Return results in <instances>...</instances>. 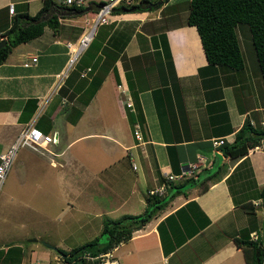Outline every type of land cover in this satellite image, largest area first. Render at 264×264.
I'll return each instance as SVG.
<instances>
[{"label": "crops", "instance_id": "1", "mask_svg": "<svg viewBox=\"0 0 264 264\" xmlns=\"http://www.w3.org/2000/svg\"><path fill=\"white\" fill-rule=\"evenodd\" d=\"M42 2L0 0V38H6L1 30L9 27L15 13L31 15ZM51 2L54 5L43 18L55 12L56 29L44 25L40 34L13 46L0 63V151L29 123L55 141L40 152L28 147L18 152V148L0 190L7 198L18 192L25 203L29 195L30 200H37L34 207L43 215L51 205H64L53 196L45 200L48 193L61 192L64 197L66 186H73L75 196L80 192L67 180L66 167L73 166V177L85 171L97 177L105 166L126 156L131 169L138 170L137 176L125 196L118 197L117 183L109 188L124 201L134 196L135 209H123L119 215L136 214L145 207L148 189L170 181L166 174L178 175L187 163L197 162L195 170L184 177L204 169H215V173L173 195L128 239L118 241L114 253L124 264H245L244 251L250 248L236 245L234 237L263 238L264 204L258 192L264 183V137L236 157L224 154L222 143L213 140L232 142L245 120L253 127L264 126V85L252 62L248 66L243 59L238 69L206 67L195 26L185 23V15L179 17L181 8L186 11L185 3L144 2L135 9L115 12L114 20L100 24L96 53L106 52L103 63L109 68L83 104L95 69L89 74L90 61L81 63L85 49L68 66L66 44L77 42L99 0H83L79 9L63 0ZM9 3L12 12L7 10ZM240 33L247 34L242 27ZM116 52L119 55L112 59ZM65 68L66 75L59 76ZM131 87L141 107L143 142L132 133L134 122H129L127 112L133 107L118 98L119 90H125L131 101ZM128 132L132 137H127ZM112 169L116 174V165ZM27 179L31 185H23ZM63 201L68 200L64 197ZM159 231L167 241L179 240L167 253ZM3 242L0 264H67L57 249L74 247L55 244L54 249L37 234L14 235Z\"/></svg>", "mask_w": 264, "mask_h": 264}, {"label": "trees", "instance_id": "2", "mask_svg": "<svg viewBox=\"0 0 264 264\" xmlns=\"http://www.w3.org/2000/svg\"><path fill=\"white\" fill-rule=\"evenodd\" d=\"M102 1L99 0L98 3ZM144 2L148 3L149 1L140 0L137 4L116 6L114 12L125 11L131 7L135 9ZM51 3V0H43L41 6L31 15L26 12H17L13 15L9 27H4L1 30V35L6 36V43L0 46V63L5 60L13 46L40 34L44 25L56 29L58 18L55 12L43 18ZM94 3L97 4V2ZM52 4L54 5V3ZM67 4L72 6V9H79L80 7V5L73 2ZM184 9L186 10L185 23L194 25L199 35L207 61L206 67L213 69H215V65L226 66L231 69H238L243 66V57L239 48L235 26L245 24L249 31L255 60L264 85V0H187ZM93 11H95V8ZM92 41L93 37L84 48L85 51ZM97 45L99 46V42ZM118 55V52H116L112 59ZM96 58L88 64L90 67L89 74L93 69H95V72H92L86 86L85 96L82 99L83 104L87 103L93 95L109 68V66L104 65V61L99 63ZM168 64L172 70L170 59H168ZM131 89V107L133 108L127 112L128 119L130 123L136 121L140 123L142 122L140 103L136 91L132 87ZM261 137H264V126L253 127L245 120L235 132L233 141L230 143L223 141L220 147L224 154L236 157L244 154L248 147L258 143ZM207 170L204 169L194 176L189 175L178 181H165L168 182L165 194L157 195L147 192L145 194L146 205L143 211L139 213H123L115 218L104 217L99 231L102 239L95 236L69 250H57L64 255L63 259L67 264H84V258L81 257L83 253L87 252L93 255L109 249L118 241L128 239L133 230L141 227L155 216L173 195L184 192V188L198 185L206 178L211 177L216 171L215 169L212 171ZM160 180L163 181V178H160ZM258 196L264 204V183L259 189ZM159 238L164 253H167L179 243V240L167 241L160 231ZM234 241L238 246L245 245L250 248V251L247 249L244 251L245 264H264V233L262 240L234 237ZM89 264H92V262L90 261Z\"/></svg>", "mask_w": 264, "mask_h": 264}, {"label": "rangeland", "instance_id": "3", "mask_svg": "<svg viewBox=\"0 0 264 264\" xmlns=\"http://www.w3.org/2000/svg\"><path fill=\"white\" fill-rule=\"evenodd\" d=\"M148 1L152 2L154 0ZM186 1L187 0H172V2H178L179 4L186 3ZM185 14L186 11L183 12L181 8L179 17L182 18ZM90 23L91 20L87 24L88 27L90 26ZM97 27L92 36L93 41L86 49L83 58L81 59V63H84V61H91V58L94 60L96 56H98L96 59L99 63L102 61L105 62L106 52L103 51L100 54L96 53V47L99 40L98 36L102 31V27L100 25ZM103 27L107 28L106 26ZM241 27L247 34L240 33ZM235 31L240 43L244 61L246 63L249 62L248 66H250V63L252 62V68L259 72L247 26L245 24H241L239 26L236 25ZM94 53L95 55H93ZM119 93L120 95L118 98L124 103V99L127 98L126 91L119 90ZM127 137H132L131 132L127 133ZM25 148L26 147H19L18 152L22 150H25L26 152ZM69 151H73V146L69 147ZM27 153L32 155V152L29 150H27ZM123 159L120 158L119 162L115 161L114 164L105 166V168L98 173L97 177H90V175H86V171H83L84 174H82V176L73 177V174L71 173L74 170L73 166L71 165L69 170L66 167L65 171L67 174L68 172L70 174L66 175L67 180L70 181L71 184L77 185L76 188L80 189V192L75 196L72 190L73 186H71V189L66 186L64 197L65 200H68L71 204L68 201L67 203H64V197L61 192L56 194L52 192L48 193L45 200H48L53 196L55 197L54 200L59 198L58 202L64 205L54 208H52L51 205L43 215H40L38 207H34L37 200H30L29 195L27 196L28 202L25 203L24 198L22 199L18 192H16L15 197L7 198L3 191L0 190V243H4L3 240L6 241L14 235H17V237L18 235L29 237L37 234L42 243H47L53 247H56L55 244H58L62 247L65 245L77 246L95 236L100 237L99 231L104 217H117L123 209H135L133 195L129 196L127 201L118 198L120 194L123 196L126 195L127 190L130 189L132 178L135 177V175L137 176L138 171L131 169L129 166V160L126 156ZM115 165L119 171L117 170L116 174H112V167L115 168ZM120 165H123V168L120 167ZM121 174H123V176ZM116 183L117 187H115V190L118 191V197L116 196L117 193H112L109 188L110 185ZM24 184L31 185L32 181L27 179V182L24 181L23 185ZM143 189L144 188L138 187L139 191H142ZM32 198H34L33 195ZM142 205H144V203ZM95 206L97 208H95ZM138 209L136 210L141 211ZM100 239L102 238L100 237ZM22 241L23 240H20V242ZM90 261L91 260L84 258V264H88Z\"/></svg>", "mask_w": 264, "mask_h": 264}, {"label": "built area", "instance_id": "4", "mask_svg": "<svg viewBox=\"0 0 264 264\" xmlns=\"http://www.w3.org/2000/svg\"><path fill=\"white\" fill-rule=\"evenodd\" d=\"M65 3L73 2L76 5H80L83 0H63ZM140 0H103L96 8L94 13V17L91 20L90 26L86 28L83 34L79 37L76 43L68 42L66 45L68 49H70L68 66L72 64V62L77 58V56L81 53V51L87 46L88 42L92 38L95 29L98 25L111 22L114 17V8L116 6L121 5H130L137 4ZM7 10L9 12L13 11V4L9 3L7 5ZM26 64V63H24ZM67 69L59 76H65ZM125 105L131 106V101L129 96L124 99ZM132 133L134 138L137 141L143 142V137L141 133V124L139 122L133 123ZM55 141L54 137L48 133L43 132L39 128L35 127L31 123L24 125L20 128L14 140L2 151H0V188L3 184L5 176L14 160L16 155V151L19 147H28L34 151H42L47 150L48 143H52ZM223 139L218 138L217 140H213L214 144L222 143ZM134 163H132V167H134ZM197 167V162H189L187 163V169L181 170L178 175L166 174L165 179L171 180L178 177H184L185 174H191L195 168ZM165 181L156 187L148 189L149 194H162L164 192ZM255 235H253L254 237ZM116 243L112 245L109 249L105 251L98 252L96 254H89L87 252L83 253L81 257L87 258L91 260L92 264H124L114 253V249L116 248Z\"/></svg>", "mask_w": 264, "mask_h": 264}, {"label": "water", "instance_id": "5", "mask_svg": "<svg viewBox=\"0 0 264 264\" xmlns=\"http://www.w3.org/2000/svg\"><path fill=\"white\" fill-rule=\"evenodd\" d=\"M6 43V40L4 38H0V46L4 45ZM31 239H35V238H31ZM44 243V242H43ZM46 246H50L49 244L47 243H44ZM50 247H53V246H50ZM54 249H56L55 247H53ZM257 253V251H256Z\"/></svg>", "mask_w": 264, "mask_h": 264}]
</instances>
